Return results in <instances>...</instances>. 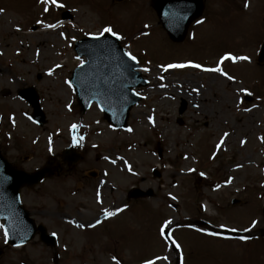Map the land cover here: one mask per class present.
<instances>
[{
  "label": "rangeland",
  "instance_id": "rangeland-1",
  "mask_svg": "<svg viewBox=\"0 0 264 264\" xmlns=\"http://www.w3.org/2000/svg\"><path fill=\"white\" fill-rule=\"evenodd\" d=\"M124 2L0 0L2 154L31 171L49 157L58 162L70 142L85 144L73 167L21 191L34 221L57 235L58 258L37 235L13 248L0 231V264H264V63L256 62L264 0H206L202 23L190 26L184 44L166 37L150 0ZM65 14V26L44 30ZM105 27L149 80L123 130L110 128L94 104L81 113L69 85L68 74L84 61L73 41ZM181 61L201 67H168ZM214 68L221 71L206 70ZM30 84L47 118L41 127L16 97L19 86ZM134 186L152 196L129 200ZM233 198L240 203L231 205ZM233 229H248V236L231 238Z\"/></svg>",
  "mask_w": 264,
  "mask_h": 264
},
{
  "label": "water",
  "instance_id": "water-1",
  "mask_svg": "<svg viewBox=\"0 0 264 264\" xmlns=\"http://www.w3.org/2000/svg\"><path fill=\"white\" fill-rule=\"evenodd\" d=\"M202 7L201 0H155L154 3L163 28L174 40L183 38L189 22L200 14ZM74 48L78 55L87 58V62L77 67L71 77L82 111L95 100L112 125L124 127L129 109L139 100L131 88L146 83L134 71L137 67L135 62L124 53L117 38L111 34L81 39L75 43ZM258 60H264V43L261 45ZM20 94L32 105V118L38 124H43L44 115L39 108L35 91L30 88L20 91ZM64 152L66 155L69 150ZM65 159L72 162L75 158ZM49 172V167L45 166L28 174L13 169L0 156V219L5 220L4 230L10 244L25 243L35 231L31 219L19 204L20 187L24 184L33 185ZM133 193L136 195L139 192ZM38 229L41 239L53 244V240H48L50 236L45 234L43 227L39 226Z\"/></svg>",
  "mask_w": 264,
  "mask_h": 264
},
{
  "label": "snow or ice",
  "instance_id": "snow-or-ice-1",
  "mask_svg": "<svg viewBox=\"0 0 264 264\" xmlns=\"http://www.w3.org/2000/svg\"><path fill=\"white\" fill-rule=\"evenodd\" d=\"M53 2H55V0H53ZM248 3H245L244 4V7H248ZM2 11V10H0ZM198 23H202V21H197ZM49 27H55V25H49ZM103 32H106V33H111L113 36H116L117 33L113 32V30L111 29V27H105L103 29ZM103 33H101L102 35ZM119 38V37H118ZM229 57L228 56H225V57H222L221 59H228ZM131 59L135 60L136 57L135 56H131ZM231 59L235 60V59H241V60H247L248 57H231ZM186 66H191V67H195V68H200L201 65H198V64H190V65H168L169 68H172V67H186ZM147 71V69H145ZM207 71H216V72H219L221 71L220 68H214V69H206ZM225 75H227L225 73ZM229 79H231V77H229ZM75 127V126H73ZM129 131H131V129H129ZM120 211V210H118ZM114 213H109L108 215H113ZM97 223H99V221H97ZM170 222L166 221L165 222V227L169 224ZM256 221H253V224H255ZM233 231H235V229H233ZM245 231H247V229H245ZM161 232L163 233L164 232V228H161ZM210 235H216L215 233H209ZM241 239H246V237H241ZM176 247H179V245L177 244ZM113 259L115 260L116 258L113 257ZM157 259H160V258H157ZM145 264H154V261L153 260H146L145 261Z\"/></svg>",
  "mask_w": 264,
  "mask_h": 264
},
{
  "label": "bare ground",
  "instance_id": "bare-ground-1",
  "mask_svg": "<svg viewBox=\"0 0 264 264\" xmlns=\"http://www.w3.org/2000/svg\"><path fill=\"white\" fill-rule=\"evenodd\" d=\"M55 28L53 27L52 29H46L45 31H50V32H52L53 30H54ZM0 74H2V71H0ZM215 75V74H214ZM187 83H188V85H187ZM185 85H187L188 86V88H192V85L189 83V82H186L185 83ZM6 99L7 100H10L11 98H10V96H9V94L8 93H6ZM192 96L194 97V99H195V94H192ZM196 102H197V100H196ZM207 123V122H206ZM164 131H168V130H164ZM163 136H164V134H163ZM226 138V137H225ZM224 138V139H225ZM121 169V167L120 166H117L115 169H114V173H118L119 172V170Z\"/></svg>",
  "mask_w": 264,
  "mask_h": 264
}]
</instances>
